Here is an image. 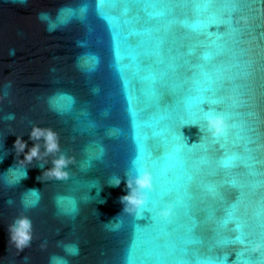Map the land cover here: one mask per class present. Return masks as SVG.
<instances>
[{"label":"water","instance_id":"1","mask_svg":"<svg viewBox=\"0 0 264 264\" xmlns=\"http://www.w3.org/2000/svg\"><path fill=\"white\" fill-rule=\"evenodd\" d=\"M212 11L217 19L231 13L234 30L211 25ZM41 13L50 14L51 23L41 21ZM201 23L203 34L191 30ZM206 89L225 98L234 118L219 143L198 124L184 125L188 96ZM9 113L14 120H4ZM33 124L56 131L62 150L75 158L67 179L38 181L44 169L34 160L18 182L23 166L15 164L14 141L21 135L28 151ZM178 133L188 146L160 178L173 190L160 208L171 204L174 211L149 227L151 213L139 219L123 213L119 200L128 192L125 174H135L136 137L151 136L158 156L162 145L172 150ZM230 157L234 166L225 168ZM48 160L45 169L52 166ZM114 176L121 177L118 187L107 184ZM30 188L39 189L40 200L26 208ZM262 211L264 0H0V264H49L52 254L65 255L59 242L78 243L69 264H124L141 228L139 259L150 250L161 260H180L186 246L200 241L197 251L227 252L232 264L238 246L214 250L229 230L223 221L234 213L256 224ZM21 213L31 219L33 240L18 255L8 245L7 225ZM118 214L112 224L120 227H106ZM247 230L264 240V229ZM246 251L257 264L264 261V251Z\"/></svg>","mask_w":264,"mask_h":264},{"label":"snow or ice","instance_id":"2","mask_svg":"<svg viewBox=\"0 0 264 264\" xmlns=\"http://www.w3.org/2000/svg\"><path fill=\"white\" fill-rule=\"evenodd\" d=\"M193 0H184L185 4L191 3ZM198 4L212 5L216 3H222L223 0H195ZM209 9H203L207 11ZM87 12V6L79 9L80 18L85 19V13ZM211 25L219 24L227 28H233L234 21L232 14L228 12H220L219 19H217V12L212 11V17L210 21ZM192 31H200L203 34V24L191 26ZM209 56H205L204 59H209ZM207 104L208 109L205 110L203 105ZM225 98L217 95L216 90L206 89L200 94H190L184 105L183 120L185 124H198L201 132L207 133L213 142L219 143L228 137L230 131L233 128V114L231 111L224 107ZM208 114L219 115L223 117V130L213 135L207 125L206 117ZM149 140H152L151 136L136 137V157L133 161L135 167L142 168L146 163L151 164L152 172V187L148 191V201L145 206V211L151 213V223L149 227L156 225L159 221L163 220L167 222L170 217H161L158 215L160 207L165 201L172 195V189L161 186V177H167L171 173L172 165L171 161L179 159L183 154V149L188 146L185 142V138L178 133L175 136L177 143L174 145L171 151H165L164 146L162 154L154 155L153 148L149 145ZM235 157H230L225 163L224 167H233V161ZM33 200L31 203L35 204L38 199L35 193H31ZM175 206V205H173ZM75 206L73 205V211ZM144 211V212H145ZM139 219V218H138ZM256 224H250L249 222L238 218L234 213H229L227 218L223 221L225 228H228L226 235H221L215 242V249H225L229 246H238L236 250V260L232 264H257L256 257L249 255L246 251L247 248H254L257 243L261 244L258 251H264V240H254L253 235L247 229L254 226H258L264 229V211H262L257 217ZM144 229H139L134 235L130 247L127 250L124 257V264H227L228 253L225 252L223 256H218L215 251L201 250L197 251L194 245L201 243L200 241H192L188 246L183 249V259L176 261H165L154 256L152 252L146 251L142 259L137 258L135 249L137 247V236ZM234 233L233 235H230ZM191 254V255H189ZM259 264H264V261H260Z\"/></svg>","mask_w":264,"mask_h":264},{"label":"clouds","instance_id":"3","mask_svg":"<svg viewBox=\"0 0 264 264\" xmlns=\"http://www.w3.org/2000/svg\"><path fill=\"white\" fill-rule=\"evenodd\" d=\"M41 21H48L51 23V17L48 13L39 14ZM12 54V53H10ZM11 85L8 84L5 86L6 90L4 92V98H7L9 92L7 91ZM15 119L14 113H9L4 117L6 121H12ZM207 125L209 130L215 135L216 133L223 130V117L214 114H208L206 117ZM197 125V124H194ZM29 138L34 141L33 145L28 148V151L25 152L27 147V142L21 138V135H17L16 140L14 141V150L16 153V163L23 166L22 175L19 177L18 182L22 178H27L26 168L28 165L33 164V161L42 162L39 164L41 169H44L42 174L37 176L38 181H43L44 179H56L64 180L69 177V172L67 171L68 167L75 163V158L67 155L65 151L62 150L60 144L59 134L50 127H41L37 124H33L30 129ZM43 148V150H41ZM103 152V149H101ZM23 153V159H20V154ZM51 157L50 163L51 167L45 169V164L49 163L48 158ZM13 167H10L7 172L13 171ZM126 187L128 189L127 194L119 197L120 202L123 204V213H128L134 215L137 218H141L145 211V206L148 201V191L152 187V172L151 170L144 166L142 168H135V174L126 173ZM109 186L118 187L121 184V177L114 176L107 181ZM100 190V188H99ZM99 190L97 194H99ZM28 193H35L37 196L36 203L40 200V191L37 188L26 189ZM103 203V201H100ZM9 204H12L13 201L9 200ZM24 207H34L35 204L29 203L22 200ZM78 211L75 207L73 212ZM174 206L168 204L165 207L159 209V216L161 217H170L173 214ZM121 212V213H122ZM120 213V214H121ZM117 216L110 219L108 222H105V226H111L112 230H116L120 227L119 223L112 224V220H116ZM7 230L9 234L8 245H11L17 250L19 255L25 248L31 246L33 240V226L31 219L21 213L16 216L11 223L7 225ZM47 242L41 244V248H45ZM58 247H61L65 253L63 256L52 254L49 257V264H69V257H73L79 254L78 243H63L59 242ZM261 247L260 243H257L253 248V251H258ZM25 261L28 260V257L23 258Z\"/></svg>","mask_w":264,"mask_h":264}]
</instances>
